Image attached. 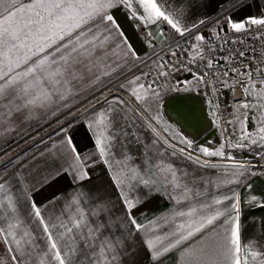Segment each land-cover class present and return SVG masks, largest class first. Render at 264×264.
Segmentation results:
<instances>
[{
  "label": "snow or ice",
  "instance_id": "obj_1",
  "mask_svg": "<svg viewBox=\"0 0 264 264\" xmlns=\"http://www.w3.org/2000/svg\"><path fill=\"white\" fill-rule=\"evenodd\" d=\"M258 43L264 0H0V151L48 116L59 125L27 163L0 157V264H264V215L242 207L264 213L251 182L264 169ZM237 85L257 102L233 99L231 131L215 105L218 144L161 126L163 94ZM101 86L111 95L85 107ZM161 195L172 209L148 218L144 205Z\"/></svg>",
  "mask_w": 264,
  "mask_h": 264
},
{
  "label": "crops",
  "instance_id": "obj_2",
  "mask_svg": "<svg viewBox=\"0 0 264 264\" xmlns=\"http://www.w3.org/2000/svg\"><path fill=\"white\" fill-rule=\"evenodd\" d=\"M215 11L214 6L210 7L208 9V12L211 13ZM116 18L121 24L124 32L126 35L130 38L132 44L137 48V51L142 52L143 48L139 44L137 33L134 31L132 24L125 19L123 15L117 10L115 12ZM181 79H186L187 74H183L180 76ZM100 91H104V96H110L111 93L107 92L103 89L101 86V89L96 91L95 93V99H92L90 97L91 102L85 103V107L91 108L93 104L96 103V100H103L104 96H101ZM113 92H115V87L112 89ZM119 95L122 96V98L125 101L130 102V97L124 93L121 92ZM81 99H83L81 97ZM75 103V101H73ZM99 107V105H96ZM79 108V106H78ZM210 105L205 102L201 97V91L199 92H179V93H173L169 94V96H165L163 94V98L160 101L159 105V114L162 117L161 120V126L166 127L167 124H171L173 128H175L177 131H180L183 133L187 138L193 139L194 143L196 145L199 144H206L208 145V142L210 141L211 144L216 145L221 140H217V137L215 134H213V117L211 115L213 110ZM75 111V109H74ZM79 111L83 113L84 109L79 108ZM233 111V108H232ZM231 111V112H232ZM244 110L241 109V112ZM250 113V112H249ZM250 117V114H249ZM233 118V117H232ZM69 119L67 116H60L61 122ZM83 119L81 121H77L75 124V127L78 129L77 139L80 140L85 136L86 129L82 126ZM249 124H251L249 122ZM248 124V125H249ZM59 126L55 122V118L53 116H48L47 121L41 120L39 124L36 127H27L24 128L19 135L16 133H11L8 135L9 144L5 145V150L8 152V156H4L3 152L0 151V157H3V159H6L13 154L19 152L29 144L35 142L36 140L43 139L45 143H50L51 141L48 140V137H45L48 133L51 132V130L55 127ZM238 127V126H237ZM249 129L252 127L248 126ZM71 131V129H70ZM15 136V140H12L11 137ZM53 139H57V137L53 136ZM3 141H0V144H2ZM44 150V145L38 144V142L31 147L25 149L22 153L19 154L20 160L16 161L17 164L20 163V161H23L27 163V161L31 158L33 154L38 155L40 151ZM235 155L238 158L241 159H248L251 160L253 163H256V159L254 157V154H250L248 151L244 152H235ZM176 158H173L175 160ZM260 164H264V160L260 161ZM14 170V169H11ZM203 171V170H201ZM257 175L256 177L251 181L254 186V192L256 194L264 193V177L260 175L261 171H264L262 168H257ZM209 177H215L218 175V173L214 172L213 170H209L206 173ZM58 187H66L67 181L66 179L62 178L57 182ZM226 191V189H224ZM238 191L243 196L244 194V188H239ZM49 192H44L43 194H37V200L38 202L41 201L44 196L49 195ZM173 205L172 203L167 199L166 196L161 195L154 198L150 203L145 204L144 208L148 210V218H153V213H157L158 215L161 214H167L171 209ZM242 207H245V218H247L249 215H264V213L257 210L255 213H250L246 210V206L243 205ZM144 222H147L146 220Z\"/></svg>",
  "mask_w": 264,
  "mask_h": 264
},
{
  "label": "built area",
  "instance_id": "obj_3",
  "mask_svg": "<svg viewBox=\"0 0 264 264\" xmlns=\"http://www.w3.org/2000/svg\"><path fill=\"white\" fill-rule=\"evenodd\" d=\"M231 35V33L229 34ZM250 43V42H249ZM227 47V46H225ZM232 47L236 48L238 51L240 50H245L248 48L247 44L244 45H233ZM257 48H262L264 47V44L258 43L256 45ZM250 51V49H249ZM246 63H251V57L248 58L247 61H245ZM252 67L254 68L255 65L253 64ZM255 78V76L253 77ZM240 79V78H238ZM243 79H241V84H243ZM219 87V85H217ZM201 91V97L202 99L206 102L207 100H211L212 104H211V108L213 111H217V109L215 108V105L217 103H219L220 107L218 110V118L222 117V119H219V123L221 125V128H229V131H231V127L226 123L227 120L232 119V116L229 114L232 111L233 105H232V101L234 98H238L240 101H244L245 100V96L241 90V87L239 85H237L235 87V90H232L231 88H221L219 93L217 94H210V95H203V93L205 91L211 93V89H200ZM176 93L175 91H171V92H167L165 93V96H169V94H173ZM219 97V99L217 98ZM221 128H219L220 133H221ZM225 135H227V133H225ZM233 139H235V137H232ZM223 139V137H222Z\"/></svg>",
  "mask_w": 264,
  "mask_h": 264
},
{
  "label": "rangeland",
  "instance_id": "obj_4",
  "mask_svg": "<svg viewBox=\"0 0 264 264\" xmlns=\"http://www.w3.org/2000/svg\"><path fill=\"white\" fill-rule=\"evenodd\" d=\"M248 100V101H251V102H253V103H256L257 101H255V100H253V98L252 97H245V100ZM212 110V109H211ZM250 117L254 114L253 112H251L250 111ZM251 123V122H250ZM248 126H250V127H253V125H252V123L251 124H249ZM212 131H213V134H215V136L217 137V140L219 139V140H222V136H221V133H220V130H219V128H217V127H213V129H212ZM7 159V158H6Z\"/></svg>",
  "mask_w": 264,
  "mask_h": 264
},
{
  "label": "trees",
  "instance_id": "obj_5",
  "mask_svg": "<svg viewBox=\"0 0 264 264\" xmlns=\"http://www.w3.org/2000/svg\"><path fill=\"white\" fill-rule=\"evenodd\" d=\"M67 120H68V119H67ZM67 120H65V121H63V122H66ZM63 122H62V123H63ZM58 127H59V126L53 128V129L51 130V132L48 133L45 137H48L49 134L54 133V131L57 130ZM38 141H39V140H36L35 142L29 144L28 146H26L25 148H23V149L20 150L19 152L13 154L12 156L8 157L7 159H9V158H14L15 156H17V155H19L20 153H22L25 149H27V148L31 147L32 145L36 144ZM7 159H5V160H7Z\"/></svg>",
  "mask_w": 264,
  "mask_h": 264
}]
</instances>
